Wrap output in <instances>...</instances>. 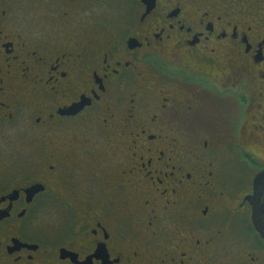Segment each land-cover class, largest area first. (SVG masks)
Here are the masks:
<instances>
[{"label": "flooded vegetation", "instance_id": "obj_1", "mask_svg": "<svg viewBox=\"0 0 264 264\" xmlns=\"http://www.w3.org/2000/svg\"><path fill=\"white\" fill-rule=\"evenodd\" d=\"M264 0H0V264H264Z\"/></svg>", "mask_w": 264, "mask_h": 264}, {"label": "water", "instance_id": "obj_2", "mask_svg": "<svg viewBox=\"0 0 264 264\" xmlns=\"http://www.w3.org/2000/svg\"><path fill=\"white\" fill-rule=\"evenodd\" d=\"M253 206V224L264 238V170L254 180V192L248 197Z\"/></svg>", "mask_w": 264, "mask_h": 264}]
</instances>
